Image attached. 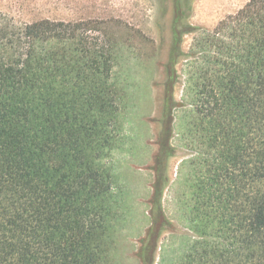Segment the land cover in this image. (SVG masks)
Masks as SVG:
<instances>
[{"label":"trees","instance_id":"trees-1","mask_svg":"<svg viewBox=\"0 0 264 264\" xmlns=\"http://www.w3.org/2000/svg\"><path fill=\"white\" fill-rule=\"evenodd\" d=\"M188 1L176 0L165 64L161 163L173 153L182 35L195 30L180 28ZM88 30L82 22L23 23L0 11V264H113L122 218L108 163L122 134L112 81L117 48ZM195 49L189 132L204 150L189 212L200 237L183 264H264V0H249L201 33ZM165 183H153L141 264H153L169 223Z\"/></svg>","mask_w":264,"mask_h":264},{"label":"rangeland","instance_id":"rangeland-1","mask_svg":"<svg viewBox=\"0 0 264 264\" xmlns=\"http://www.w3.org/2000/svg\"><path fill=\"white\" fill-rule=\"evenodd\" d=\"M248 1H188L191 14L180 28L188 23L195 30L182 35L183 55L175 65L173 153L163 165L155 156L164 125L165 64L177 17L176 0H0V11L19 22L87 23L89 37L98 43L111 39L116 44L112 81L120 93L122 134L108 163L122 218L114 235L113 264H141L138 249L151 223V195L158 178L166 182L161 205L169 223L158 239L153 264H183L188 248L199 240L192 229L195 224L190 220L189 204L198 183V152L203 147L199 136L189 132L194 112L188 75L200 52H191L201 33L213 31Z\"/></svg>","mask_w":264,"mask_h":264}]
</instances>
